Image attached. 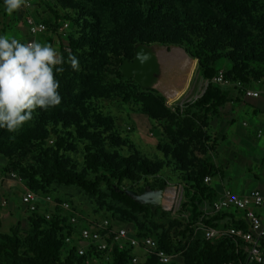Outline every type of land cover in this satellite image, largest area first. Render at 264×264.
Instances as JSON below:
<instances>
[{"label": "trees", "instance_id": "trees-1", "mask_svg": "<svg viewBox=\"0 0 264 264\" xmlns=\"http://www.w3.org/2000/svg\"><path fill=\"white\" fill-rule=\"evenodd\" d=\"M32 8L8 15L0 0V19L6 20L2 35L24 34L19 41L27 44L32 37L26 20L31 16L47 26L36 41L52 45L66 61L70 50L79 71L64 63L65 71L56 73L59 106L37 108L16 133L0 128V189L15 182L14 173L22 179L15 182L18 188L53 199L33 212L22 196L12 195L24 220L5 231L0 218V264H134L137 254H143L138 264H161L128 242L124 249L115 244L102 252L80 236L83 228L104 236L118 230L114 222L124 223L130 238L156 240L173 256L170 264H260L248 263V245L242 240L228 234L207 240L209 229L248 226L220 224L223 211H212L218 191L205 178L225 180L215 159L218 141L210 135L212 121L227 105L246 102L244 91L264 86V0H35ZM65 24L68 28L60 33ZM138 44L183 50L197 61L206 82L203 93L172 108L155 89L144 90L125 78L123 63L133 61ZM224 61L229 69L220 68ZM219 71L232 86L214 82ZM117 106L125 111L112 109ZM127 110L128 116L141 113L164 124L157 150L165 160L137 149L128 136L132 127L119 128V117ZM165 168L175 180L163 176ZM167 185L182 189L176 212L181 219L163 209L153 212L116 191L128 188L141 194L145 187ZM66 190L72 199L88 200L96 215L105 213L107 230L99 229L102 223L88 224L72 202L70 211L62 208ZM5 198L9 202L11 197Z\"/></svg>", "mask_w": 264, "mask_h": 264}, {"label": "rangeland", "instance_id": "rangeland-1", "mask_svg": "<svg viewBox=\"0 0 264 264\" xmlns=\"http://www.w3.org/2000/svg\"><path fill=\"white\" fill-rule=\"evenodd\" d=\"M23 8L26 12H33V8H31L30 10L25 9V7ZM5 21L6 20L2 18L0 19V35H2L1 23H4ZM14 38L20 41H24L25 35L16 34ZM155 52L160 63L161 73H160L159 81L154 89L165 97L168 106L175 108L177 105L196 99L198 96H200L203 93L206 87V82L202 80V77L198 69L197 61L192 60L183 50L179 48L167 49L165 47H155ZM179 60L181 62H179ZM219 66L222 69H229L231 67L230 63L227 61L222 62ZM226 108L227 109H225L222 113V119L229 120L231 116L233 119H235V123L227 128V135L229 141H232L233 133L242 132V131L252 133L251 128H244L242 126L244 122L251 123L253 115L250 112H244L242 110L236 109L235 112L232 111L234 113L231 115L230 114L231 105H228V107ZM112 109L116 111L120 110L122 112L125 111V109L121 110V107L119 106L112 107ZM248 111H251L250 106H248ZM128 112L129 111L127 110L125 114L119 117V123H118L119 128H121L122 130H126L127 128L132 127L133 128L132 132L128 136L133 140L137 149H139L141 152H143L151 159L165 160L166 159L165 155H163L160 151L157 150L158 147L157 144L159 143L158 141L162 140L161 139L162 136L159 129L160 127H163L164 124L154 120H150L141 113H136V114L131 113L128 116L127 115ZM220 128L221 130L219 129V131L223 132L224 124ZM254 139L255 141L257 140L256 137H254ZM237 152L243 153V155L247 158L245 160H249L250 162L252 161V156L254 154L248 151L246 148L237 147ZM223 168L226 174L224 186L227 189H233L234 188L233 185H235V183L238 180H241L238 177L241 174L240 170L238 168H234L232 164L231 166L224 165ZM242 168H245L246 175L249 177L250 174L255 175L257 172V168L256 167L254 168L253 166H242ZM165 175L175 180V174L168 171L166 168L163 171V176ZM154 182L155 181H152L151 184H153ZM17 185L18 184H16L15 182H8V184L5 186L4 189L2 188L0 189V218L3 221L4 224L3 228L5 231H8L10 227L24 220V214H22L23 212L22 211L20 212V210L17 207V201H15L14 197H12V195L22 196V194L24 193V191L18 188ZM217 185H219V181L215 182L214 187H216ZM1 186L2 185L0 184V187ZM181 191L182 189L178 187L176 196L175 193L169 194L173 205H172V210L168 212L171 214L173 219H177V220L181 219L176 213L181 203V199H180ZM6 195L11 197L9 199V202L5 198ZM61 196L62 199L66 200L67 202H72V204L74 205L73 208H75V210L78 211L79 216L82 217L88 224L94 226V224L97 223L101 224L107 220L106 217L108 216L105 213L96 215L92 211L93 209L92 205L84 197L80 196L78 197V199H74V198L72 199L71 195H69L67 190L63 192ZM4 200H7L8 202V205H6L5 207L2 206V202ZM114 226L115 229L125 228L124 223L119 224L117 222H114ZM137 255L140 257L143 254L142 255L137 254Z\"/></svg>", "mask_w": 264, "mask_h": 264}, {"label": "clouds", "instance_id": "clouds-1", "mask_svg": "<svg viewBox=\"0 0 264 264\" xmlns=\"http://www.w3.org/2000/svg\"><path fill=\"white\" fill-rule=\"evenodd\" d=\"M4 4L8 15L31 7L29 0H4ZM64 63L79 71L78 58L70 50L66 61L50 44H25L0 35V128L16 133L33 119L37 108L48 110L61 104L56 73L65 71ZM159 255L161 264H168L170 258L163 252Z\"/></svg>", "mask_w": 264, "mask_h": 264}, {"label": "built area", "instance_id": "built-area-1", "mask_svg": "<svg viewBox=\"0 0 264 264\" xmlns=\"http://www.w3.org/2000/svg\"><path fill=\"white\" fill-rule=\"evenodd\" d=\"M31 7H25L27 10H30L35 2V0H29ZM26 25L29 29L30 35L32 37L27 43L37 42L36 38L44 35L47 32V26L42 23L36 21L33 17L28 16L26 20ZM68 28V25L65 24L64 27L59 29L60 33H63ZM214 82L222 87H230L233 84L225 78L224 71H219L217 76L214 79ZM237 87H240L237 84ZM264 87V86H263ZM245 97L248 99H257L261 95V91L256 89H247L244 91ZM261 135V132H259ZM11 180L17 183H21L22 179L16 175L11 174ZM2 182V177L0 176V184ZM205 182L210 184L212 182V178L210 176L205 178ZM23 203L30 208L31 211H36L39 203H44L46 205H50L53 203V199L51 197L40 198L36 193L32 191H25L22 194ZM8 205L7 200L2 202V206L5 207ZM61 207L65 210H71V206L68 202H63ZM264 207V195L258 191L253 190L247 195H239L231 190L224 191L219 198L214 202L212 206V211L215 213L222 212L229 209H236L242 211L244 213V219L247 222L248 229L242 228H230L229 230H215L209 229L206 232L207 240L214 239L223 234H228L233 236L239 240H242L248 245V254H249V262L256 261L257 263L264 264V251L262 249V244L264 241V218L257 213V209ZM49 218V216L47 215ZM72 223L76 224L77 219L73 217L71 219ZM110 226V222L108 220L104 221L99 227V229L107 228ZM80 236L82 240L92 242L96 244L98 251H107L111 246L118 244L121 249L125 248V242H128L132 248L135 250H146L147 253L155 255L159 262L161 263V257L159 253L163 252L167 257H169L170 264L173 261V256L166 253L164 250L159 248V245L156 240L153 238H143L138 239L136 237H129V232L125 228H120L115 231H107V233L103 236L99 230H93L90 228H83L80 231ZM67 242H70V239H67ZM79 253L81 255L84 254V249L80 248ZM140 261V257L135 255L133 257V263L138 264Z\"/></svg>", "mask_w": 264, "mask_h": 264}, {"label": "crops", "instance_id": "crops-1", "mask_svg": "<svg viewBox=\"0 0 264 264\" xmlns=\"http://www.w3.org/2000/svg\"><path fill=\"white\" fill-rule=\"evenodd\" d=\"M261 91V95L257 99H246V102L233 103L231 105L230 114L232 115L236 109L242 110L244 112H250L253 115L251 123L244 122L242 126L244 128H251L252 133L242 131L233 133L232 141L228 140L227 128L235 123V119L232 116L229 120L222 119V113L226 107L222 110L221 115L214 119L211 123L210 135L213 139H217V148L215 152V159L217 163L224 167V165L234 166L240 170V175L238 176L241 180H238L233 189H227L224 186L225 180L222 179H212V186L216 181H219V185L214 187L218 191L220 196L224 191L231 190L239 195H247L253 190H258L264 195V87L254 88ZM248 106L251 107V111H248ZM230 107V106H229ZM234 111V112H232ZM224 124V131L220 132V127ZM261 132V135H259ZM254 137L257 138L255 141ZM237 147H244L254 155L252 156V161L250 162L243 153L237 152ZM245 160V161H244ZM242 166H253L257 168L255 175L250 174V177L246 175L245 168ZM253 168V169H254ZM236 171V170H235ZM222 178H226L225 171L222 172ZM232 181V180H230ZM179 187V186H178ZM257 213L264 218V207L257 209ZM223 221L220 222L221 225H231L232 223L245 222L244 213L236 209H229L223 211Z\"/></svg>", "mask_w": 264, "mask_h": 264}, {"label": "water", "instance_id": "water-1", "mask_svg": "<svg viewBox=\"0 0 264 264\" xmlns=\"http://www.w3.org/2000/svg\"><path fill=\"white\" fill-rule=\"evenodd\" d=\"M122 73L128 80H134L144 90L154 89L160 78V63L155 52V47L138 44L135 49V57L133 61H125L122 66ZM174 190L177 194V186L167 185L163 189L153 190L150 187H145L143 193L125 188L120 189L116 187V191L122 195L128 196L134 202L150 207L153 212L158 209L171 211L164 204L166 192ZM182 199V198H180Z\"/></svg>", "mask_w": 264, "mask_h": 264}, {"label": "bare ground", "instance_id": "bare-ground-1", "mask_svg": "<svg viewBox=\"0 0 264 264\" xmlns=\"http://www.w3.org/2000/svg\"><path fill=\"white\" fill-rule=\"evenodd\" d=\"M171 55V54H170ZM164 57H166V56H164ZM180 57V56H179ZM187 57V56H186ZM185 61V60H184ZM179 62H181L180 60H179ZM183 64H184V62H183ZM178 65V64H177ZM181 66V65H180ZM182 67V66H181ZM175 70V69H174ZM173 72V71H172ZM168 74H169V72H168ZM168 77V76H167ZM170 85V84H169ZM175 85H177V84H175ZM171 87H173V86H171ZM176 87V86H175ZM161 88V87H160ZM170 88V87H169ZM182 89V88H181ZM175 90V89H174ZM160 91H161V89H160ZM178 93V92H177ZM174 96V95H173ZM170 193H175V191L174 190H169L168 192H166V198H165V200H164V204L167 206V207H169L170 209L172 208V205H173V203H172V200L170 199ZM177 194L175 193V196H176ZM174 202V201H173ZM171 203V204H170Z\"/></svg>", "mask_w": 264, "mask_h": 264}]
</instances>
